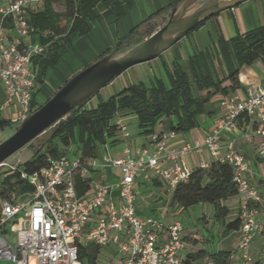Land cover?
I'll list each match as a JSON object with an SVG mask.
<instances>
[{"label": "built area", "instance_id": "2783aa9c", "mask_svg": "<svg viewBox=\"0 0 264 264\" xmlns=\"http://www.w3.org/2000/svg\"><path fill=\"white\" fill-rule=\"evenodd\" d=\"M44 0H0V83L5 91L1 109L17 105L21 115L11 119L20 123L31 108L37 89L32 68L35 56L45 53L47 44L36 39L30 13ZM223 116L215 119L212 130L203 140L172 148L175 131L157 129L149 142L137 147L126 145L122 156L109 152V143L100 147L97 157L83 158L69 152L49 159L40 170L21 171L33 190L0 201V229L14 232L13 241L0 235V257L16 264H81V244L101 247L115 245L122 258L116 264H185L181 253L187 243L180 220L165 226L156 215L140 218L137 213V183L163 179L173 191L188 181L192 169L185 156L193 151L231 166L238 193L243 196L238 250L239 264H254L249 253L253 238L264 232V221L257 220L259 206L264 204L261 190L254 185L258 177L247 157L235 143L224 145L225 131H241L243 138L259 139L257 157L264 162V83L251 86L247 95L232 92L219 103ZM245 115L244 127L238 124ZM119 138L127 141L132 133L123 116L116 114ZM15 169L6 161L0 167ZM200 167L208 168L204 158ZM107 170H116L117 178L107 180ZM87 179L90 190L80 195L77 176ZM96 215V216H94ZM160 232L165 233L163 241Z\"/></svg>", "mask_w": 264, "mask_h": 264}, {"label": "trees", "instance_id": "16d2710c", "mask_svg": "<svg viewBox=\"0 0 264 264\" xmlns=\"http://www.w3.org/2000/svg\"><path fill=\"white\" fill-rule=\"evenodd\" d=\"M179 1L159 9L138 23L128 34L119 38L113 49L124 50L150 36L160 27L158 24L150 25V20L166 14L163 20L165 23L171 8ZM134 2L135 0H44L36 11L30 13V21L36 29V39L48 45L45 53L32 60V68L37 77V89L30 105L33 110L41 105L36 101V96L44 84L48 70L58 65L63 53L73 45L74 37L89 34L96 20L122 18ZM59 4L65 6L64 11L56 10L55 6ZM146 23L150 26L141 30ZM113 49L107 50L103 55ZM259 59L264 61V24L238 33L230 39L220 35L217 41L207 49L192 54L185 63L174 62L171 68H166L168 82L157 77L150 86L144 82L129 84L107 99H100L95 107L88 108L85 103L49 129L50 135L31 158L23 164L14 165L15 169L7 168L0 172V201L13 195L30 193L33 186L21 177V171L32 173L40 170L49 163L50 158L67 153L72 145H77L83 158L99 156L103 144L112 145L119 139L118 127L113 122L116 114L135 115L139 133L144 135H151L158 127H163L162 131L176 133L188 132L198 127L200 118L207 113L212 99L218 94L224 96L234 92L241 84V67L251 65ZM247 121V117L242 115L238 124L242 128ZM13 126L11 119L2 116L0 108V131ZM76 186L80 195H85L90 190L89 181L80 175L77 176ZM237 194L238 188L233 180L231 166L213 159L208 168L198 166L192 169L189 180L180 183L173 190L172 202L183 209L198 203L212 205L215 215L222 220L225 232L228 233L239 230L242 222L240 213L239 217L227 218L231 209L226 201ZM100 248L94 243L81 244L79 259L83 261L87 258L89 264H96ZM205 254L204 250H200L197 254L184 258V262L234 264L230 251L211 252L208 260H201ZM254 264H264V257L254 259Z\"/></svg>", "mask_w": 264, "mask_h": 264}, {"label": "crops", "instance_id": "0c3cea01", "mask_svg": "<svg viewBox=\"0 0 264 264\" xmlns=\"http://www.w3.org/2000/svg\"><path fill=\"white\" fill-rule=\"evenodd\" d=\"M176 1L179 0H135L134 4L130 8H127L126 14L122 18L116 19L115 17H108L102 20H96L93 24V28L90 33L83 37H74L73 45L63 53V57L61 58L58 65L55 68H50L48 70L44 79V84L41 86V90L36 96V101L39 104L44 103L76 72H78L88 64L99 59L107 50L113 49L119 38L128 34L134 26H136L141 21L145 20L148 16L155 13L159 9L166 7ZM99 8L100 10L102 9L101 7ZM166 16V14H160L150 20L149 23L150 25L158 24L159 26H161V23H163V20ZM263 24L264 0H246L233 8L226 9L220 12L218 15L207 20L199 28L187 34L180 41H178L176 44L166 50L162 54V56L159 57L160 59H154V62H156L155 66L161 72L162 67H164L165 69L172 67L174 62L185 63L187 59L195 52L207 49L213 42L218 40L220 35H223L224 37L230 39L238 33H243ZM150 25L148 23L144 24L141 27V30H146ZM261 61L264 63L263 60L259 59V61H257L256 63L254 62L251 65H243L241 67L239 75L241 84L234 92L240 93L241 95H247L249 87L264 83V72L261 73V71H259L261 69H264V64L261 63ZM146 64L151 63L149 62ZM124 85L127 86V84L125 83ZM40 95L44 96L43 102H40L38 99ZM5 98V91L2 84L0 83V108L3 106ZM223 113L224 111L220 108L218 103H216L215 105L210 104L207 113L205 115H202V117L200 118V125L188 132L177 133L176 138L170 141V146L172 148H179L184 143L194 142L195 140H203L212 130L213 122L215 121V119L223 116ZM161 129H163V127H161L159 130ZM132 136L127 141H124L119 138L114 144L111 145L114 146L113 154L115 156H122L123 149L126 145L137 147L139 145L148 143L150 138V135H145L142 139H133ZM233 142L235 143L239 151L247 157V159L250 161L251 167L253 168L255 173L258 174V177L253 178V183L261 190L264 196V162H262L257 157L256 152L259 139L257 137H253L251 141H247L243 138L242 132L239 130L225 131L223 134L224 145L226 146ZM204 156H206L205 160L208 161V156ZM190 160L193 162L194 157L192 156ZM212 160L213 158L211 157L210 161L208 162H211ZM106 173L108 174L107 180L111 182L116 180V170H107ZM164 182L165 181L163 179H155L149 183H137V203H147L144 204V208L142 209L144 211L143 215L140 216L138 214V216L143 219L149 215H156L162 220L165 226H168L174 223L177 219L174 218L172 221L166 222V217L170 215V213H167V215H164L162 213L159 216L156 207L158 206V203L162 197H160L159 194L157 195V193L155 194L154 191L155 188L162 189ZM165 190L167 192L171 191L168 187H166ZM232 198L237 199V204L235 206H229L228 203H226V205L231 209L228 217L231 216L236 209L240 213L241 204L243 202V196L239 193L233 196ZM170 204H176L172 202V197L170 200ZM203 205L205 207L204 217L207 218V213L210 211L206 208V206L211 207L212 205ZM176 206L179 207L177 204ZM219 220L222 226V235H224V224L221 219ZM257 220L259 222L264 221V204L262 206H259ZM184 229V237L187 245L181 253L183 258H186L190 255L193 256L197 254L200 250H204L206 254L203 258L200 259L208 260L209 253L216 252L219 250H225L232 252L231 259L234 264L240 263L241 254L237 253L236 250V247L238 246V240L240 238L238 230L230 231L227 233V237H230L232 234L235 235L230 245H223L224 240L227 238L226 237L220 240L216 249L213 250L209 248L207 242H209L210 239L207 238L204 232H201L199 235L196 232H188L186 227H184ZM10 232L13 233L12 231L6 228L0 229V235L8 238L9 240H11L9 234ZM262 233L263 232H259L251 242L249 253L253 257V259L262 258L264 250V240L261 236ZM14 237L15 234L13 235L12 239H14ZM160 238L162 241L163 239H165L164 232H160ZM199 238L203 240L202 247L198 246ZM104 248H109V250L115 252V254H120L116 249V246L113 244L104 246ZM121 258L122 256L120 257V259ZM120 259H117L115 257V259L113 258L112 263L116 264Z\"/></svg>", "mask_w": 264, "mask_h": 264}, {"label": "water", "instance_id": "95a60500", "mask_svg": "<svg viewBox=\"0 0 264 264\" xmlns=\"http://www.w3.org/2000/svg\"><path fill=\"white\" fill-rule=\"evenodd\" d=\"M246 0H180L150 36L138 44L116 48L70 77L37 109L30 108L15 131L0 141V165L71 111L82 107L104 87L134 65L154 60L200 23Z\"/></svg>", "mask_w": 264, "mask_h": 264}, {"label": "rangeland", "instance_id": "374dc122", "mask_svg": "<svg viewBox=\"0 0 264 264\" xmlns=\"http://www.w3.org/2000/svg\"><path fill=\"white\" fill-rule=\"evenodd\" d=\"M55 8L58 11H64L65 10V6L63 4L56 5ZM161 56H159V57H161ZM159 57H158V59H160ZM257 61H259V60H257ZM257 61H255V63ZM149 62L151 64H146ZM155 63L156 62H154V60H151L148 62H144V63H140V64L132 66L131 68L126 70L124 73H122L120 76H118L111 84L104 87L97 95L92 97L86 103V107H88V108L95 107L100 99H107L112 94L119 92L125 86L124 83L129 85V84L144 82L146 85L150 86L153 83V81L155 80V78H157V77L163 78L166 82H168L166 69L164 67H162V71H161L162 73H161L158 70V68L155 66ZM261 63H263V62L261 61ZM144 65H147V66H144ZM169 68H171V67H169ZM259 71H261V73H262V72H264V69L263 70L261 69ZM220 96H221L220 94L216 95L212 99L211 105H215L216 103H218V105H219L220 100L222 98ZM38 99L40 102H43L44 96L40 95ZM1 113H2V116L6 117L8 119H15L21 115L20 108L17 105H15L11 108L1 109ZM123 118L129 125V129L133 135L132 136L133 139L134 138H138V139L141 138L142 139L145 136L144 134L139 133L138 120H137V117L135 115L129 114V115L123 116ZM13 124H14L13 127H6L5 129L0 131V141L9 137L14 132L15 125H18L19 123L14 122ZM160 128L161 127H158L157 129H160ZM182 133H184V132H182ZM49 135H50V131L47 130L46 132H44L43 134H41L40 136L35 138L27 146H25L24 148H22L21 150H19L15 154H13L10 158H8L6 160V162L8 164H11V165L12 164L13 165L23 164L25 161H27L29 158H31V156L36 152L37 149H39L40 145L43 143V141ZM68 152L71 156H76L77 154H79V151L77 149V145L70 146L68 149ZM109 152L110 153L114 152V146H111V145L109 146ZM204 155H207L208 156L207 160L210 161L211 156L207 151ZM204 155H199L195 151H193L190 154L185 156V160L187 161L189 166L194 169V168H197L199 166V163L203 158L206 159V156H204ZM192 156L194 157L193 162L190 160ZM6 169H7V166L0 167V172H2L3 170H6ZM0 180H1V176H0ZM166 187H167V184L164 182L162 189H157V188L154 189L155 194L157 193V195L159 194L160 197H162L158 203V206L156 207V210H157L159 216L162 213L164 215H167V213H170V215H168L166 217V220H165L166 222L172 221L175 218V219L180 220L183 223L184 227H186L188 232H196L199 235L201 232H204V234L207 236V238L210 239V241L207 242L209 245V248L215 250L218 243L220 242V240H222L223 238H226L228 236V234L224 232V235H222L221 222L218 219V217L215 215L213 206H211V207L206 206V208L209 209L210 212L207 211L208 216H207V218H205L204 217L205 207L202 203H198L194 206H191L188 209H183L181 207H177L176 204L171 205L170 200L172 197V191L167 192L165 190ZM226 203H228L229 206H235L237 204V199L236 198H232V199L229 198L226 201ZM144 204H147V203H145V202L137 203L138 214L140 216L143 215L144 211L142 209L144 208ZM236 217H239V211L237 209L228 218H236ZM13 233H11V232L9 233L10 237H11L10 241L13 240L12 239V237L14 235ZM261 236L263 237V240H264V232L261 234ZM234 237H235L234 234H232L230 237H227L224 240L223 245H230V243ZM202 241L203 240H201L199 238V241H198L199 247L203 246ZM236 250H237V253L241 254V251L238 250V247H236ZM115 257L117 259H120L121 255L115 254V252L110 251L109 248L107 249V248L101 247L99 250L97 259H96V264H113L112 263L113 258L115 259ZM262 257H264V250H263ZM79 261L81 264H89V260L87 258L84 259L83 261L79 259ZM0 264H16V263H14L12 260H9V259L0 258Z\"/></svg>", "mask_w": 264, "mask_h": 264}]
</instances>
